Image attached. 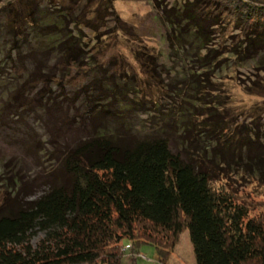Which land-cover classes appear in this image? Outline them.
<instances>
[{
  "label": "trees",
  "instance_id": "obj_1",
  "mask_svg": "<svg viewBox=\"0 0 264 264\" xmlns=\"http://www.w3.org/2000/svg\"><path fill=\"white\" fill-rule=\"evenodd\" d=\"M36 1L0 11V53L5 54L0 77L14 64L19 87L52 80L53 90L51 84L48 90L34 87L36 93L46 89L51 100L66 88L77 95L88 90V83L76 85L72 74L87 65L96 90L79 110L82 124L92 128L63 158L60 177L34 201H4L0 264H124L126 248L138 251L142 244L156 247L165 263L168 248L185 231L196 264H264V219L249 218L247 208L213 184L221 175L229 177L233 166L235 172L249 169L253 178H264V139L256 143L245 129L227 139L232 122L213 82L235 65L247 70V93L263 96L264 0H149L166 27L167 57L176 62L175 71L184 70L174 90H168L172 73L165 85L157 84L171 97L166 111L167 101H152L162 106L160 113L136 100V86L114 73L105 75L106 67L87 52L86 30L95 40L110 34L96 23L103 20L104 4L93 14L81 2L72 8L58 0L52 19L46 0ZM220 25L235 27L241 36L231 34L217 46ZM135 58L146 76L152 75L154 55L137 51ZM56 70L60 73L52 78ZM96 94H101L97 100Z\"/></svg>",
  "mask_w": 264,
  "mask_h": 264
},
{
  "label": "rangeland",
  "instance_id": "obj_2",
  "mask_svg": "<svg viewBox=\"0 0 264 264\" xmlns=\"http://www.w3.org/2000/svg\"><path fill=\"white\" fill-rule=\"evenodd\" d=\"M22 1L24 0H0V11L14 5L20 9ZM56 1L58 0H46L45 2V9L52 13V19L56 16L54 15L56 14L54 13ZM59 1L65 7L72 8L81 2L86 11L90 9L93 14L99 3L104 4L101 12L103 20L96 23L100 25L101 33L110 32V34L106 36L100 34V40H97V36L95 40V37L93 38V35L86 30L84 37L86 36L85 41L89 46L87 52L95 57V61L97 60L101 67H106L105 75L114 73L123 79V83L132 85V87L136 86L138 88L136 100L139 103L147 102L145 105L152 113H160L162 108L158 105L157 110V107L152 104L153 100L167 101L163 107L166 111L171 97H167L169 95L167 90L160 92L158 85H165L166 78L174 77L173 81L169 80L171 88H168L170 91L174 90L177 86V78L183 79L184 70L179 68L175 71L176 62L168 58L170 55H168V45L165 41L166 27L153 4L149 0ZM117 17L121 20V27L117 24ZM216 32L219 33L215 37L217 46L226 43V39L231 34L240 33L235 27H223L222 25L216 28ZM237 35L236 37L241 36V34ZM137 51L146 53V55H154L157 65L152 63L151 69L147 68L152 75L146 76L147 71L135 58ZM4 56L5 54L0 53V58ZM24 63L31 69L30 61L26 60ZM54 63H49V65L53 66ZM8 67L9 72H4L3 77H0V208L8 199L20 202L34 201L35 194L37 197L40 196L48 188L50 182L60 177L63 158L79 141L87 139L86 135H90L87 128H92V124L89 123L87 126L82 124L84 117L80 113L83 111L80 112L79 108L83 100L91 99L92 89L96 90V81L93 80L96 76L92 72L87 73L89 69L85 65L81 70L74 69L72 74L73 82L76 85L88 83V90L83 91L81 95L74 94L69 88L60 94H55L54 90L55 95H52L56 100L52 98L55 100L53 103L52 99L48 100L47 90L50 84L53 90L54 81L51 80L50 83L49 80H40L33 83L30 80V85L19 87L22 79L16 71L18 67L14 64ZM22 71L24 69H20V72ZM244 72L247 70L244 68L238 70V66L232 65L213 78V82L218 89L216 95L224 103L223 111L227 112L231 118L232 129L229 130V134L245 129L244 133L249 135L252 131L255 134V142L259 143V138L264 139V94L256 96L247 93L244 89V83L247 81ZM59 73L56 70L55 74H50V76L56 78ZM170 73L174 74L173 77ZM42 76L44 79V74ZM127 76L133 78L134 81L131 83L130 79L126 78ZM18 78L21 80L18 81ZM260 81L263 83L260 87L264 89L263 76ZM39 85L47 90L44 88L42 93H36L34 87ZM100 95L96 94V100ZM82 97L84 99L80 100ZM22 98L25 100L23 101ZM8 101H11V104H8ZM25 101L26 103L32 101L33 105L26 106ZM137 107L136 104L133 106V108ZM185 112L187 113L186 110ZM16 115H22V117L18 118ZM236 123L238 124L234 125ZM170 124L174 129L176 124L174 119ZM227 139L233 140V134ZM224 167L228 169V166ZM234 169L233 166L231 172L228 173L229 177L221 175L219 180L214 181V187L230 195L235 202L247 208L249 218L264 219V178H253L249 174V169L245 172L251 177H245L246 173L235 172ZM126 250L129 255L124 257V264H196L189 231H185L179 237L174 248H168L170 253L165 263L159 261L157 249L153 245L142 244L138 251H133L132 246Z\"/></svg>",
  "mask_w": 264,
  "mask_h": 264
}]
</instances>
